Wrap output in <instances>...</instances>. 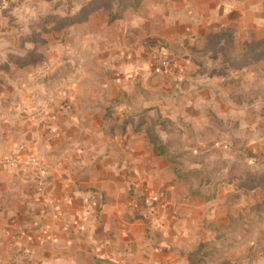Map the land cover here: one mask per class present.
Wrapping results in <instances>:
<instances>
[{"label":"rangeland","instance_id":"obj_1","mask_svg":"<svg viewBox=\"0 0 264 264\" xmlns=\"http://www.w3.org/2000/svg\"><path fill=\"white\" fill-rule=\"evenodd\" d=\"M134 2L4 0L0 81L76 84L104 137L142 147L128 186L162 228L153 264H264V0ZM73 105L50 95L18 112L49 130ZM25 150L0 161L43 169Z\"/></svg>","mask_w":264,"mask_h":264},{"label":"crops","instance_id":"obj_2","mask_svg":"<svg viewBox=\"0 0 264 264\" xmlns=\"http://www.w3.org/2000/svg\"><path fill=\"white\" fill-rule=\"evenodd\" d=\"M84 30L71 35L75 44ZM107 40L113 45L115 36ZM37 80L27 70L15 81H0V158L26 155V148L40 151L44 162L41 170L0 164V264L155 263L159 219L147 216V199L141 192L131 196L128 186L133 181L138 189L142 181V147L104 137L99 113L78 109L76 84ZM50 95L74 105L56 107L49 130L19 114L35 113Z\"/></svg>","mask_w":264,"mask_h":264},{"label":"trees","instance_id":"obj_3","mask_svg":"<svg viewBox=\"0 0 264 264\" xmlns=\"http://www.w3.org/2000/svg\"><path fill=\"white\" fill-rule=\"evenodd\" d=\"M135 1H136V0H135ZM139 3H140V0H137L136 3L134 2V6H137ZM37 60H38V59H37L36 57H33V56L31 55V56H29V57H23V58H21L19 64H20L21 66H25V65H27V64H31V63H33V62H36ZM1 68H3V65H2V64H0V69H1ZM154 150H157V149H156V146H154ZM161 153H162L161 151L158 152V154H161Z\"/></svg>","mask_w":264,"mask_h":264},{"label":"built area","instance_id":"obj_4","mask_svg":"<svg viewBox=\"0 0 264 264\" xmlns=\"http://www.w3.org/2000/svg\"><path fill=\"white\" fill-rule=\"evenodd\" d=\"M16 162L14 159H11V160H6V161H0V164H11V163H14Z\"/></svg>","mask_w":264,"mask_h":264}]
</instances>
